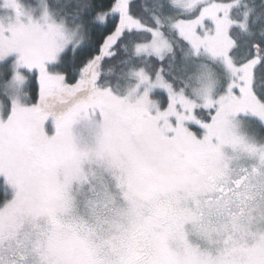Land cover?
Segmentation results:
<instances>
[{
	"label": "snow or ice",
	"instance_id": "obj_1",
	"mask_svg": "<svg viewBox=\"0 0 264 264\" xmlns=\"http://www.w3.org/2000/svg\"><path fill=\"white\" fill-rule=\"evenodd\" d=\"M0 264H264V0H0Z\"/></svg>",
	"mask_w": 264,
	"mask_h": 264
}]
</instances>
